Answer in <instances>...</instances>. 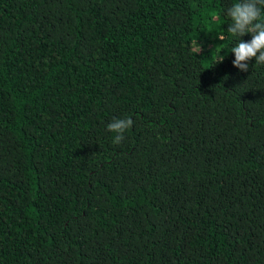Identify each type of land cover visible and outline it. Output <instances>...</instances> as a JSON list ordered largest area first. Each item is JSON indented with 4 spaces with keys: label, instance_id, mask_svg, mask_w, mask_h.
Wrapping results in <instances>:
<instances>
[{
    "label": "trees",
    "instance_id": "trees-1",
    "mask_svg": "<svg viewBox=\"0 0 264 264\" xmlns=\"http://www.w3.org/2000/svg\"><path fill=\"white\" fill-rule=\"evenodd\" d=\"M236 2L0 0V264H264V65L233 66Z\"/></svg>",
    "mask_w": 264,
    "mask_h": 264
},
{
    "label": "clouds",
    "instance_id": "clouds-1",
    "mask_svg": "<svg viewBox=\"0 0 264 264\" xmlns=\"http://www.w3.org/2000/svg\"><path fill=\"white\" fill-rule=\"evenodd\" d=\"M226 15L231 20L227 32L238 40L231 48L235 56L233 66L241 72H248L249 62L253 60L256 65H264V0H237L227 9ZM248 34H251V40L245 42L242 38ZM218 38L225 40L221 33ZM224 59L221 55L219 63ZM133 124L131 117L113 119L107 125V130L113 134V143L119 145Z\"/></svg>",
    "mask_w": 264,
    "mask_h": 264
}]
</instances>
